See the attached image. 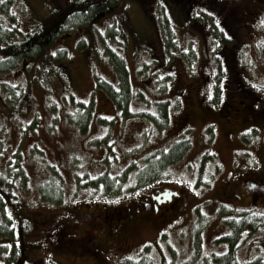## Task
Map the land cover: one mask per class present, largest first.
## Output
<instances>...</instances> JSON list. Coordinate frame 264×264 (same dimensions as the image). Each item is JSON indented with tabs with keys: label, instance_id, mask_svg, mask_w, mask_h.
<instances>
[{
	"label": "rangeland",
	"instance_id": "1",
	"mask_svg": "<svg viewBox=\"0 0 264 264\" xmlns=\"http://www.w3.org/2000/svg\"><path fill=\"white\" fill-rule=\"evenodd\" d=\"M8 1L9 11H1L0 6V26L7 24L12 12L29 25L38 15L42 18L55 12L54 16L61 10V0ZM185 2L120 0L112 11L95 14L91 23L63 30L43 55L23 59L18 67L0 75L1 93H8L0 95V171L5 170L4 177L10 176L7 179L15 188H8L10 196L16 193L20 198L19 210L26 220L22 237L13 230L12 246L3 245L5 240L0 242V264H51V257L57 259L53 248L59 240L43 238L40 250L33 247L36 238L55 226L49 222L42 225L41 218L35 219L36 210L59 215L58 224H67L71 220L66 213L79 203L121 204L153 188L173 187L181 194L174 210L143 217L135 226L121 230L118 237L116 232L108 235L112 240L117 237L114 243L121 254L113 255L108 264H122L125 258H144L147 264H211L213 255L228 248L223 239L227 218L252 207L255 211L264 209L263 193L254 196L240 190L246 197L243 200L239 192L231 195L228 191L229 184L241 178H246V184L252 181L264 187L260 181L264 175V114L247 108L250 97L234 92V83L226 89L225 79L231 75L228 68L229 72L221 70L219 77L214 74L219 70L217 52L221 48L216 46V34L220 32L209 16L199 10L191 14L184 27L191 38L181 36L182 30L168 21L167 16L177 9L187 11ZM257 29L260 36L251 39L241 28L236 50L241 57L239 64L246 70L244 78L264 105V15ZM206 31L211 35L204 42L198 40L199 34L205 38ZM253 31L251 27V35ZM163 39L174 50L167 53L169 59L177 55L187 64L185 78L198 80L189 88L195 101L191 124L195 127L179 135L190 143L183 157L153 182L141 184L139 170L148 158L166 148L177 135L176 122L180 124L176 112L167 130L157 128L152 119L158 113L160 102L156 101L166 97L169 109L175 107L178 101L173 90L180 88L171 84L166 71L153 74L148 41L157 54ZM114 57H122L129 68L126 82L133 92L129 113L119 110L116 115L117 104L110 94L122 87V79L111 64ZM143 57L150 62H144ZM169 59L166 68L173 67ZM206 74V86H201ZM215 87L221 94L223 89L230 90V99L225 95L220 101L214 95ZM199 96L206 97L205 107L199 106ZM224 99L229 104L225 108ZM237 99L242 102L239 111L231 105ZM18 100L20 106L14 104ZM50 182L60 184L61 201L42 192ZM4 206L12 207L4 202L2 211ZM60 210L62 214L57 213ZM61 243L59 249L73 248V244ZM26 247L29 250L25 251ZM237 254V264H264V228L237 248ZM62 258L65 253L59 254L58 259ZM88 258L82 264L91 263Z\"/></svg>",
	"mask_w": 264,
	"mask_h": 264
},
{
	"label": "flooded vegetation",
	"instance_id": "2",
	"mask_svg": "<svg viewBox=\"0 0 264 264\" xmlns=\"http://www.w3.org/2000/svg\"><path fill=\"white\" fill-rule=\"evenodd\" d=\"M185 1L187 5V11L185 10L184 12L180 13V11H178V9L176 8L177 12L175 11L173 15L167 16L168 21L182 30L181 32H179L181 36H187L191 38L190 32L184 29L186 21L190 19L191 14L199 10L202 12V14L209 16L211 23H213L214 27L217 28L220 32L216 34V46H220L221 48V50L217 52L218 59L220 60L219 70H216L214 74L216 75V77H219L222 75L221 70L227 72L228 70L226 68H228L231 72V75L225 79L226 89L228 88L227 86L229 83H234V92H244L247 94V96L250 97L251 104L247 106V108L255 112L258 111L264 114V105H261L262 98H260L258 93L249 86V83L244 78L247 76L246 70L243 65L239 64L241 62V57L240 53L236 50L238 46H240L237 41L242 35L241 31L243 30H240L241 28H243L244 31L250 33L251 39H256L258 36H260L257 28L261 23L262 16L264 15V0ZM113 7L114 6H110L108 9H111ZM103 11L106 10L104 9ZM251 27L254 29L252 35L250 32ZM155 33L159 34L158 31H155ZM210 35L211 33H208L206 31L205 38L199 34L198 40H202V42H204ZM148 48L149 50H151L152 56H147L148 58L151 57L150 60H152L154 63L153 74L156 72L161 73L164 70L167 72V75L170 76L169 81L171 82V84L180 87L179 89L175 88L173 90V93L176 95V99L178 101L176 103V106L170 107L169 109V105H166L167 98L161 97L162 99L157 100L156 103L159 104V102H163L164 105L163 107L160 104L157 105L158 113L157 115L153 114L152 119L156 123L158 128V123L164 122L166 117H168L169 123H162V129L167 130L171 127L172 124V114L176 112L178 113L177 118L180 124H177L178 122H176V126L178 128L175 129V132L177 133V135L167 142L166 148L164 147L163 149H161V152H158L154 158H148L147 162L141 167V170H143L144 168L146 169V167L149 166L150 161L155 160L157 156H161V154L167 153L166 151L174 147V145H176L181 140L179 137L181 132H186L192 129V127H195L191 126V124H193V104L195 101L193 100L192 95L189 93V88L191 82L198 81L197 79L194 80V78H191L190 81L185 78L184 68L185 70L187 69V64L180 56L175 55L174 57L169 59L167 53L170 51L173 52L174 50H172V47L168 46L164 40L161 42L157 54L153 52V48L151 47L149 41ZM202 49H204V47H202ZM181 51L182 48H180V52ZM148 58L143 57V61L147 63L150 62ZM167 58L171 60L170 62L174 63L172 68H166ZM205 62L206 61L204 59V65ZM153 63L150 64L152 65ZM205 71H207V69ZM205 76L206 77L202 79L201 86H206L209 76L207 74ZM233 76H236V78L232 79ZM161 78L165 79L166 75ZM226 89H223L224 92ZM214 90V95L220 98V101L223 100V97H225V95L227 96V98L225 99H230V90L225 93L223 92V94H221V91H219L217 87H215ZM202 94L205 95L204 93ZM252 97H254V99ZM225 99L223 101L224 108L227 107L228 104L227 100ZM230 101L232 102V100ZM206 102V97L200 98L199 96L198 103L200 107H205L207 105ZM258 104H260L261 106H258ZM231 105L234 106V109H236L237 111L242 108V102L240 100H238L237 102L234 101V103ZM115 109L116 115L119 111L117 106H115ZM181 126L182 129L180 130L179 127ZM159 159L161 158H158V160ZM245 179L246 178H241L234 181L233 183H230L228 190L229 194L232 195L235 192L238 193L240 190L242 193L246 192L264 194V187L254 188L252 187L253 182L250 181L248 182V184H246ZM260 181H262V183L264 182V175ZM167 189L178 191L173 187H164L162 189L157 187L153 188L152 191L140 198L131 199L121 204H103L100 206L94 202H89L88 204L79 203L78 206L75 207V210L70 213H66L68 220L71 221L63 225L62 229H60L61 224H56L53 227L52 231L47 233V237L48 239L55 237L56 240L62 239L61 241L63 244H73V249L71 252L73 254V257L67 255L61 260L65 264H82L83 262H86L87 257H89L88 259L91 260V263H89L88 261L87 264H108V260L113 258V255H116L117 257L121 255L119 252L120 250H118L116 246L117 243H114L116 242L118 234L121 230L129 226H135L141 219H143V217H157L158 215H165L174 210L175 204L179 201L181 194H179V196L172 197L162 196V193ZM242 193H240V196L243 198V200H245L246 197ZM76 208L78 209V212ZM36 212V219L41 218L44 222L42 225H46L48 222L54 220L51 219L48 214H44L40 211ZM60 214H62V212ZM56 230L60 232L56 233ZM113 232L117 233V237L114 240H112V236L108 237V235ZM50 241L52 242V240ZM79 245L80 248L78 249ZM63 259H65L66 262H64ZM59 262L60 261H58V264H60Z\"/></svg>",
	"mask_w": 264,
	"mask_h": 264
},
{
	"label": "trees",
	"instance_id": "3",
	"mask_svg": "<svg viewBox=\"0 0 264 264\" xmlns=\"http://www.w3.org/2000/svg\"><path fill=\"white\" fill-rule=\"evenodd\" d=\"M119 2L120 0H61V10L58 14L53 16V14L55 13L54 12L53 14L42 18L40 17V15H38L36 20H34L29 25L21 23L18 14L12 12V14L9 16L10 20L7 19V24H4V26H0V75L18 67L19 63L23 59L33 60L37 56L43 55L45 49H47V47H49L57 39V37L63 30H73L80 24L89 22L95 14L102 12L104 9L107 10L110 6H116ZM10 3L11 2H9L8 0H5L3 3H1L0 6L3 9L1 11H9ZM112 62L117 68V74L121 76L122 87L115 88L117 90L112 89V93L110 95L116 102L117 105L115 106L118 107V111L122 110L129 113L130 109L129 111H127L128 107H130L128 103L130 98H132L133 96V92L126 82L128 73L127 71L129 68L125 64L122 57H114ZM1 86L2 82L0 81V93L2 89ZM9 93L14 92L11 91ZM137 93L138 91L135 94ZM7 94L8 93H6V96ZM18 102L19 100L17 101V103ZM160 105L163 107L164 103H160ZM162 123L168 124V117H166L164 122H159L158 125L162 126ZM189 147L190 143L188 139H181L176 145H174V147L166 151L167 153H164L161 159H159L158 161H150L149 166H147L146 169L144 168L143 170L138 172V181H141V184L153 182L155 179L162 175L163 171L168 166L180 160L187 152ZM1 174L0 205H3L4 202L11 203L12 207L7 206L10 209L11 214H13V216H11L9 220L14 223L16 220L19 225L20 236L22 237L25 234L26 229V220L24 219L25 215H23L19 210L20 202L18 203V201L15 199L17 197L16 194L12 192V194L14 195L12 197L10 196L11 191H9L8 188L10 189L12 187L10 183H8L7 180L2 177ZM104 183L109 184L108 181H105ZM1 192L4 193V197L1 196ZM42 192L45 196L48 195V197L51 196L56 197L57 200L60 199V197H58L60 195L59 186L55 184H52V186L48 185L43 187ZM53 192H55V194ZM3 213L4 212L1 210L2 215ZM47 214L51 217V219H54L49 223H53L55 225L58 224V219L60 217L59 215L53 214L52 212H49ZM30 222H34L32 218ZM65 224L66 223L61 224L60 229H62L63 225ZM226 225L227 233L223 236V239H225L228 243V248L221 254L213 255L211 257V264H237V248L242 246V244L248 238H250L252 234H256L262 228H264V209L260 211L250 209L245 211L241 215L229 216L227 218ZM49 232L51 231H48L46 229L44 235L41 236H43V238L47 240H52L53 238L48 239L47 237V233ZM58 232L60 231L56 230V233ZM0 234H7L8 237L13 240V226L9 223V221H7V223H1ZM61 240H59V242L55 245V248H53V253L57 255V259L51 257V264H58V261H60V264H65L58 259L59 254L62 253H65V256L69 255L70 257H73V254L71 253L73 248L71 249V251L68 249H59L62 248V246L58 247V244L62 242ZM54 241H56V237ZM64 245L67 246L68 244ZM35 246L40 247L41 245L37 244ZM27 249L29 250V247H26L25 251ZM63 261L66 262L65 259H63ZM36 263L39 264L38 261H36ZM122 264H147V262L144 258H141L139 260L125 258Z\"/></svg>",
	"mask_w": 264,
	"mask_h": 264
},
{
	"label": "water",
	"instance_id": "4",
	"mask_svg": "<svg viewBox=\"0 0 264 264\" xmlns=\"http://www.w3.org/2000/svg\"><path fill=\"white\" fill-rule=\"evenodd\" d=\"M252 187H254V188H259V185H258V183H256V182H253V184H252ZM162 196H165V197H169V196H179V193L177 192V191H173V190H169V189H167V190H165L163 193H162Z\"/></svg>",
	"mask_w": 264,
	"mask_h": 264
},
{
	"label": "snow or ice",
	"instance_id": "5",
	"mask_svg": "<svg viewBox=\"0 0 264 264\" xmlns=\"http://www.w3.org/2000/svg\"><path fill=\"white\" fill-rule=\"evenodd\" d=\"M4 2V0H0V3H3Z\"/></svg>",
	"mask_w": 264,
	"mask_h": 264
},
{
	"label": "bare ground",
	"instance_id": "6",
	"mask_svg": "<svg viewBox=\"0 0 264 264\" xmlns=\"http://www.w3.org/2000/svg\"><path fill=\"white\" fill-rule=\"evenodd\" d=\"M1 136V135H0ZM178 217V216H177Z\"/></svg>",
	"mask_w": 264,
	"mask_h": 264
}]
</instances>
